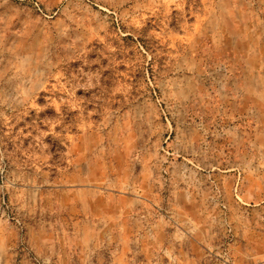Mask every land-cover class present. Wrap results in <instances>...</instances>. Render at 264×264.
I'll list each match as a JSON object with an SVG mask.
<instances>
[{
  "label": "rangeland",
  "instance_id": "1",
  "mask_svg": "<svg viewBox=\"0 0 264 264\" xmlns=\"http://www.w3.org/2000/svg\"><path fill=\"white\" fill-rule=\"evenodd\" d=\"M236 160L251 202L209 203ZM145 193L264 264V0H0V264L129 263Z\"/></svg>",
  "mask_w": 264,
  "mask_h": 264
},
{
  "label": "crops",
  "instance_id": "2",
  "mask_svg": "<svg viewBox=\"0 0 264 264\" xmlns=\"http://www.w3.org/2000/svg\"><path fill=\"white\" fill-rule=\"evenodd\" d=\"M241 124L234 125V130H238V126L244 129L245 122L242 121ZM239 132H241L240 129ZM229 153L239 159V156L249 157L250 150L244 147L233 148ZM238 161L236 160L228 166L211 167L212 183L215 182L217 193L212 194L210 200L207 199L209 203L229 202L234 200V197L242 204L251 202L248 190L255 177L251 174L249 163H239ZM147 184L149 186L150 182L148 181ZM232 191H234V197ZM114 198L119 200L117 196ZM150 198L152 197L145 193L144 197L139 196L130 201L132 210L129 213H132V219L126 227L122 223V229L129 228L131 245L122 243L121 246H116V251H120V253H131L129 263L122 264H202L203 254L206 251L204 246H213L218 237L214 233V229L209 230L210 224L207 222L209 219H213V213L208 216L200 210L189 215L176 214L173 219L154 217V213L148 206ZM189 198V201L196 202V197L190 193ZM201 202H204L203 199ZM107 205L105 201L104 206L107 207ZM116 212L118 213V211ZM118 214L122 216L119 215L122 220L128 212L121 211ZM101 215H103V211ZM182 220L185 221L182 222ZM240 251L244 253L245 248L243 247ZM240 264H250V262L242 261Z\"/></svg>",
  "mask_w": 264,
  "mask_h": 264
}]
</instances>
